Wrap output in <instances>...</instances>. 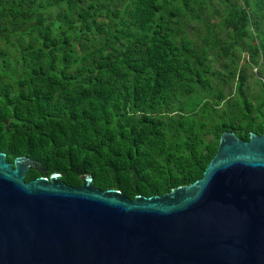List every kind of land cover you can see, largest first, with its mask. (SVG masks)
Returning <instances> with one entry per match:
<instances>
[{
    "label": "trees",
    "instance_id": "1",
    "mask_svg": "<svg viewBox=\"0 0 264 264\" xmlns=\"http://www.w3.org/2000/svg\"><path fill=\"white\" fill-rule=\"evenodd\" d=\"M262 23L264 0H0V149L39 164L27 181L190 184L224 131L264 133V77L250 95L238 54L264 58Z\"/></svg>",
    "mask_w": 264,
    "mask_h": 264
},
{
    "label": "water",
    "instance_id": "2",
    "mask_svg": "<svg viewBox=\"0 0 264 264\" xmlns=\"http://www.w3.org/2000/svg\"><path fill=\"white\" fill-rule=\"evenodd\" d=\"M32 167L0 149V264H264V133L224 131L203 176L163 195Z\"/></svg>",
    "mask_w": 264,
    "mask_h": 264
},
{
    "label": "rangeland",
    "instance_id": "3",
    "mask_svg": "<svg viewBox=\"0 0 264 264\" xmlns=\"http://www.w3.org/2000/svg\"><path fill=\"white\" fill-rule=\"evenodd\" d=\"M260 29L264 34V23H262V26L260 27ZM195 37L198 40H200L197 35H195ZM238 54H240L239 66L243 65L245 59H248V62H250L249 65L245 67V73L247 74V85H248L247 89H248V93L250 95L256 96L259 94L260 88H261V85L258 83L257 79L259 77H264V58H262L263 54H262V56H260V59L258 62H253L251 60L249 52L246 50L242 51V53L238 52ZM226 61H228V59L225 56H222L220 59H216L214 61V63H215L214 66L217 69L223 71L221 65H222V63H224ZM224 83H225L224 79L220 80L217 83V87L219 88L221 86H224ZM226 86L228 87V85H226ZM229 90H232V87H229ZM255 102H257V101L254 99V103Z\"/></svg>",
    "mask_w": 264,
    "mask_h": 264
}]
</instances>
